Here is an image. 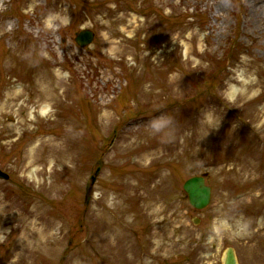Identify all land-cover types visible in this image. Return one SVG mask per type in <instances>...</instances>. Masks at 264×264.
Instances as JSON below:
<instances>
[{
    "label": "rangeland",
    "instance_id": "obj_1",
    "mask_svg": "<svg viewBox=\"0 0 264 264\" xmlns=\"http://www.w3.org/2000/svg\"><path fill=\"white\" fill-rule=\"evenodd\" d=\"M0 167V264H264V0H0Z\"/></svg>",
    "mask_w": 264,
    "mask_h": 264
},
{
    "label": "bare ground",
    "instance_id": "obj_2",
    "mask_svg": "<svg viewBox=\"0 0 264 264\" xmlns=\"http://www.w3.org/2000/svg\"><path fill=\"white\" fill-rule=\"evenodd\" d=\"M238 91L240 92V90H238V89H233L232 93H238ZM19 95H20V93H17V92H15L14 95L13 94L8 95L6 97V100H5V106L13 108V102L15 99H17L19 97ZM52 104H55V103H52ZM21 109H22V107L19 106V110H21ZM48 113H49V107L46 106L44 108L42 114H48ZM17 116H19V114H17ZM110 116H111V114H109L108 112H104V117L110 119ZM23 123H24L23 119L18 118L16 125H21ZM126 137L127 136H125L122 141H125ZM43 143L46 144L47 141L40 140V142H38L37 144L32 146V148L27 152L26 160L22 164V170L27 171L28 175L31 179H34V180H36V182H39L41 184H43L44 181H43V178H41L40 176L45 174V167L39 163L40 162V160H39V148H40L41 144H43ZM120 144H122V142ZM52 153L50 154L51 156L54 155V153L53 154ZM55 155H58L60 157V159H62V160L63 159L72 160L74 158V155H75V149L73 147H70V149L69 148L68 149L63 148V149H60L59 152L57 151V153ZM145 156H147V154H145ZM56 162H57V160H55V159L51 160V162L49 164V172L50 173L55 172ZM42 214H43V211L40 207H34L31 210V212L29 213V219L25 223V226L27 227L26 230H27L28 236L23 235V233L19 235L20 243L22 244V246L24 244L23 239H27L30 237H34L37 240V243H40L41 246L44 243H46L48 240H51L54 238V236H55V233L53 231L54 223L48 224V223L43 222L41 219ZM98 224H99V226L103 225L99 222H98Z\"/></svg>",
    "mask_w": 264,
    "mask_h": 264
},
{
    "label": "water",
    "instance_id": "obj_3",
    "mask_svg": "<svg viewBox=\"0 0 264 264\" xmlns=\"http://www.w3.org/2000/svg\"><path fill=\"white\" fill-rule=\"evenodd\" d=\"M95 37V33L91 29H84L77 33L76 41L81 46L90 44ZM101 167H98L95 174L91 177L92 182L95 181L97 174L100 172ZM0 177L8 179L9 175L0 169ZM189 202L197 209H203L209 205L212 196V187L207 184L205 175H195L188 178L184 185ZM194 221L199 223L200 220L195 217ZM223 264H238L235 250L229 247L226 250Z\"/></svg>",
    "mask_w": 264,
    "mask_h": 264
},
{
    "label": "clouds",
    "instance_id": "obj_4",
    "mask_svg": "<svg viewBox=\"0 0 264 264\" xmlns=\"http://www.w3.org/2000/svg\"><path fill=\"white\" fill-rule=\"evenodd\" d=\"M239 79H244L243 77V74H239L238 76ZM167 123L166 120L164 119H161V120H158V121H154L153 122V127H155L157 130L161 129L165 124Z\"/></svg>",
    "mask_w": 264,
    "mask_h": 264
}]
</instances>
